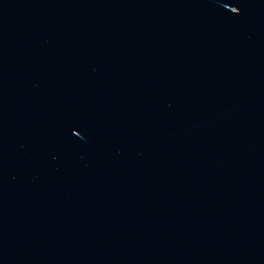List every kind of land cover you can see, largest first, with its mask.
<instances>
[{
	"label": "water",
	"instance_id": "1",
	"mask_svg": "<svg viewBox=\"0 0 264 264\" xmlns=\"http://www.w3.org/2000/svg\"><path fill=\"white\" fill-rule=\"evenodd\" d=\"M0 264H264V0H0Z\"/></svg>",
	"mask_w": 264,
	"mask_h": 264
}]
</instances>
